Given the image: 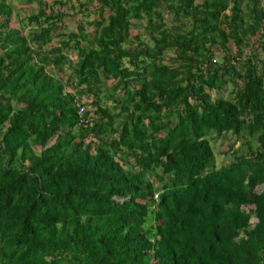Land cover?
<instances>
[{
    "label": "trees",
    "instance_id": "obj_1",
    "mask_svg": "<svg viewBox=\"0 0 264 264\" xmlns=\"http://www.w3.org/2000/svg\"><path fill=\"white\" fill-rule=\"evenodd\" d=\"M28 1L0 0V264H264V0Z\"/></svg>",
    "mask_w": 264,
    "mask_h": 264
},
{
    "label": "rangeland",
    "instance_id": "obj_2",
    "mask_svg": "<svg viewBox=\"0 0 264 264\" xmlns=\"http://www.w3.org/2000/svg\"><path fill=\"white\" fill-rule=\"evenodd\" d=\"M10 1L11 2H9V3L11 4V6L14 9L13 15L18 14L19 17L23 18L27 14H30L31 12H36V10H35L36 9V4L35 3H31L28 0H10ZM76 15H77V17H80L79 14H76ZM76 21H77V19H76ZM76 21H74V20L68 21L69 26L70 27L73 26ZM13 24H14L13 25L14 27L18 26L16 20L13 21ZM252 39L254 41V38H252ZM228 142H229L228 138L220 140V141H217L215 143V147H216L217 151H225L227 149ZM226 161H227L226 156H219L217 158V162L226 163ZM251 222L253 224L255 222V220L252 219Z\"/></svg>",
    "mask_w": 264,
    "mask_h": 264
},
{
    "label": "built area",
    "instance_id": "obj_3",
    "mask_svg": "<svg viewBox=\"0 0 264 264\" xmlns=\"http://www.w3.org/2000/svg\"><path fill=\"white\" fill-rule=\"evenodd\" d=\"M79 114H80V112H79Z\"/></svg>",
    "mask_w": 264,
    "mask_h": 264
}]
</instances>
